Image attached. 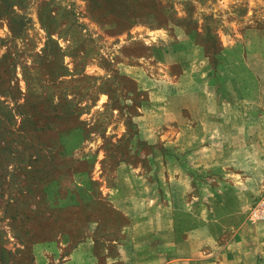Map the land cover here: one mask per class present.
Returning a JSON list of instances; mask_svg holds the SVG:
<instances>
[{
	"label": "rangeland",
	"instance_id": "374dc122",
	"mask_svg": "<svg viewBox=\"0 0 264 264\" xmlns=\"http://www.w3.org/2000/svg\"><path fill=\"white\" fill-rule=\"evenodd\" d=\"M11 5L0 264H126L123 242L154 228L150 202L209 225L213 255L243 226L264 234V0Z\"/></svg>",
	"mask_w": 264,
	"mask_h": 264
},
{
	"label": "crops",
	"instance_id": "0c3cea01",
	"mask_svg": "<svg viewBox=\"0 0 264 264\" xmlns=\"http://www.w3.org/2000/svg\"><path fill=\"white\" fill-rule=\"evenodd\" d=\"M112 203L125 216L131 217L132 207L129 203L119 197ZM154 204L147 203L149 207L144 214L145 222H149L154 228L150 226L148 229H140L138 233L141 237L138 241H128L125 238L123 242L126 264H217L219 255L223 259L221 264H261L258 250L263 247L264 234L253 233L250 226H243L234 234L232 241L223 245L222 253L213 255L218 242L216 232L209 225L201 223L195 226L188 215L184 221L183 214L187 210L175 200L171 208L160 203L154 210L151 208ZM150 241H155L154 248ZM160 242L164 245H159ZM162 248L169 251L168 256L156 251Z\"/></svg>",
	"mask_w": 264,
	"mask_h": 264
},
{
	"label": "trees",
	"instance_id": "16d2710c",
	"mask_svg": "<svg viewBox=\"0 0 264 264\" xmlns=\"http://www.w3.org/2000/svg\"><path fill=\"white\" fill-rule=\"evenodd\" d=\"M94 2H96L97 0H93ZM107 1V3H110L111 0H105ZM13 5H11V0H2V5L0 6V17L3 16V13H8L9 15L12 13L11 7ZM21 18L22 17H18V20H12L13 24L10 25V29L13 32H16V28H21ZM1 19V18H0ZM79 201V200H78Z\"/></svg>",
	"mask_w": 264,
	"mask_h": 264
}]
</instances>
